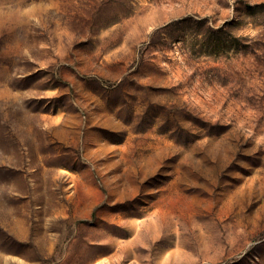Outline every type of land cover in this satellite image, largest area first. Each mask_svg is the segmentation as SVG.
I'll use <instances>...</instances> for the list:
<instances>
[{
  "label": "rangeland",
  "instance_id": "374dc122",
  "mask_svg": "<svg viewBox=\"0 0 264 264\" xmlns=\"http://www.w3.org/2000/svg\"><path fill=\"white\" fill-rule=\"evenodd\" d=\"M0 264H264V0H0Z\"/></svg>",
  "mask_w": 264,
  "mask_h": 264
}]
</instances>
